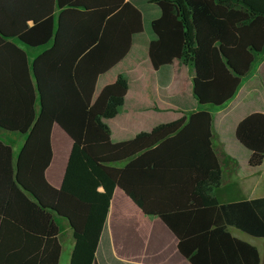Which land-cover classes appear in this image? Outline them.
Listing matches in <instances>:
<instances>
[{
  "label": "trees",
  "instance_id": "1",
  "mask_svg": "<svg viewBox=\"0 0 264 264\" xmlns=\"http://www.w3.org/2000/svg\"><path fill=\"white\" fill-rule=\"evenodd\" d=\"M145 32L160 88L178 60L191 72L200 111L113 144L103 123L124 105L125 75L94 97L98 78ZM19 45L37 50L30 56ZM264 57V0H0V264H59L62 222L69 264H127L112 254L108 207L87 204L45 178L57 125L86 158L150 218H158L190 264H260L233 228L264 238V198L219 204L221 167L212 114ZM251 153L250 168L262 164Z\"/></svg>",
  "mask_w": 264,
  "mask_h": 264
},
{
  "label": "crops",
  "instance_id": "2",
  "mask_svg": "<svg viewBox=\"0 0 264 264\" xmlns=\"http://www.w3.org/2000/svg\"><path fill=\"white\" fill-rule=\"evenodd\" d=\"M148 42L145 32L133 35L125 58L96 82L94 97L118 75L127 78L128 90L122 109L113 119L103 121L113 144L150 133L158 126L186 118L202 108L192 97L190 69L180 61H173L169 86H158L147 56ZM19 47L30 56L37 52ZM208 107L204 109L212 114V144L222 171L221 184L215 191L218 203L264 198V57L252 66L229 102L212 108L213 111ZM50 142L52 159L45 172L47 182L83 203L108 207L106 230L117 260L127 264H190L179 254L177 240L165 225L158 218L143 215L57 125L52 127ZM236 152L242 156L243 163ZM251 153L263 156L260 167L248 166ZM231 230L235 229H228L232 237L257 249L260 264H263L264 244L260 247L251 241L264 238L256 239ZM65 244L70 246L66 260L69 264L73 245L70 231ZM62 252L63 248L59 264Z\"/></svg>",
  "mask_w": 264,
  "mask_h": 264
},
{
  "label": "rangeland",
  "instance_id": "3",
  "mask_svg": "<svg viewBox=\"0 0 264 264\" xmlns=\"http://www.w3.org/2000/svg\"><path fill=\"white\" fill-rule=\"evenodd\" d=\"M208 109L210 111H213L212 107H208ZM0 140H2L6 144H10L11 146H13L14 152H17L23 143V137L17 136L15 134H8V133H2V132H0ZM236 154L239 155L240 153L236 152ZM238 158H239V161L243 163L242 156L239 155ZM61 227L63 229L62 234H61V239H59L61 247L63 248L61 264H66L67 255H68L70 246L69 244H65V243H67V239L69 240V229L66 223L64 222H62ZM233 231L235 230H231V232ZM251 242L255 244L256 246H260V247L264 244V240H252ZM263 248H264V245H263Z\"/></svg>",
  "mask_w": 264,
  "mask_h": 264
},
{
  "label": "water",
  "instance_id": "4",
  "mask_svg": "<svg viewBox=\"0 0 264 264\" xmlns=\"http://www.w3.org/2000/svg\"><path fill=\"white\" fill-rule=\"evenodd\" d=\"M263 264H264V260H263Z\"/></svg>",
  "mask_w": 264,
  "mask_h": 264
}]
</instances>
